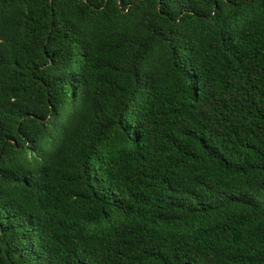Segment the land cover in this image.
Listing matches in <instances>:
<instances>
[{
	"label": "trees",
	"instance_id": "trees-1",
	"mask_svg": "<svg viewBox=\"0 0 264 264\" xmlns=\"http://www.w3.org/2000/svg\"><path fill=\"white\" fill-rule=\"evenodd\" d=\"M0 264H264V0H0Z\"/></svg>",
	"mask_w": 264,
	"mask_h": 264
}]
</instances>
